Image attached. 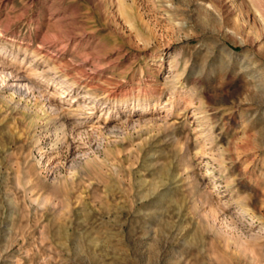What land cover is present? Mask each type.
<instances>
[{"label":"rangeland","instance_id":"rangeland-1","mask_svg":"<svg viewBox=\"0 0 264 264\" xmlns=\"http://www.w3.org/2000/svg\"><path fill=\"white\" fill-rule=\"evenodd\" d=\"M0 264H264V0H0Z\"/></svg>","mask_w":264,"mask_h":264},{"label":"bare ground","instance_id":"bare-ground-1","mask_svg":"<svg viewBox=\"0 0 264 264\" xmlns=\"http://www.w3.org/2000/svg\"><path fill=\"white\" fill-rule=\"evenodd\" d=\"M175 75V74H174Z\"/></svg>","mask_w":264,"mask_h":264}]
</instances>
